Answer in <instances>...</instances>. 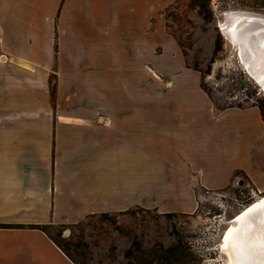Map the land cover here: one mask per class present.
<instances>
[{"label":"crops","instance_id":"obj_1","mask_svg":"<svg viewBox=\"0 0 264 264\" xmlns=\"http://www.w3.org/2000/svg\"><path fill=\"white\" fill-rule=\"evenodd\" d=\"M138 1L0 0V264H76L40 226L181 208L194 173L219 189L255 167L259 108L216 113ZM147 73L169 81L170 104L140 101Z\"/></svg>","mask_w":264,"mask_h":264},{"label":"rangeland","instance_id":"obj_2","mask_svg":"<svg viewBox=\"0 0 264 264\" xmlns=\"http://www.w3.org/2000/svg\"><path fill=\"white\" fill-rule=\"evenodd\" d=\"M166 1L169 0L135 2L145 11L147 33H150L153 21L157 29L161 23L163 27L166 26L178 43L187 69L199 75L202 90L211 100L216 113L227 108L257 107L264 122V92L259 83L244 70L240 56L219 27V14L225 10L243 8L264 12V2L211 0L210 8L202 13L190 0ZM149 35L152 37L151 44L156 47L155 52L160 54L163 48L158 42L161 40L158 36L155 38L154 34ZM55 78L51 74L49 82L53 105L57 92ZM168 83L161 79L153 80L147 73L144 100L140 101L145 105L170 104L172 86ZM132 100L128 104H138L137 100L135 103ZM124 104H127V100ZM0 117L3 118L1 111ZM254 166L251 171H236L219 189L203 186L199 173H194L191 177V193L184 198L183 203L180 202L183 205L181 208L159 210L138 207L121 212L99 213L74 225H48L47 232L66 244L82 264L127 263L125 252L132 247L134 240H139L145 250H151L159 244L169 247L182 240V248L187 256L180 261L181 264H225L219 251L224 233L232 227L234 217L245 210V206L248 207L264 195V138L258 144V160ZM215 178L220 181L224 177ZM167 199L170 202L177 198L169 196ZM81 242L86 243L87 247L77 248L74 245ZM85 250V256L79 254ZM157 253L162 254L161 251ZM137 255L145 257L147 254Z\"/></svg>","mask_w":264,"mask_h":264},{"label":"bare ground","instance_id":"obj_3","mask_svg":"<svg viewBox=\"0 0 264 264\" xmlns=\"http://www.w3.org/2000/svg\"><path fill=\"white\" fill-rule=\"evenodd\" d=\"M231 10H248V11H254V12H259V13H263L264 14V12H262V11H256V10H251V9H243V8L242 9H228V10H225V11L227 12V11H231ZM237 12L240 13L241 11H237ZM221 14H219V23L221 24L220 26H222V25L225 26L226 23H230L231 18L236 15L235 12H231V13H228V14H225V15H221ZM245 26L252 27V28L253 27L254 28L255 27H259L260 29H264V25H261L260 23L249 22ZM225 30L226 29H222V32L224 33V35L226 36V38H228V36H227L228 33ZM229 32L232 35H235V33L233 31H230L229 30ZM242 39H243V37H240L239 38V41H241L242 44L244 45V52H245V49H246L247 46L243 42ZM236 40L238 41V38H236ZM255 41L258 42L257 39ZM260 43H261V41H260ZM232 44L234 46V43H232ZM261 45H262V43L260 44V46ZM235 49L239 52L238 55L240 56V58H241V60H242V62L244 64V66L246 67V69L252 75H254V77L256 78V80L259 82L260 89H262V88L264 89L263 84H260V81L264 78V61H262L263 59H261L259 61V58H257L256 59V63L258 65H256V66L253 67L252 66V63L249 62V61H246V59H244V56H242V54L244 53L242 51V49H243L242 46L241 47H235ZM262 51H261V53H262ZM253 54L255 55L254 51H253ZM263 54H264V52H263ZM262 57L264 58V56H262ZM250 67L252 69H250ZM263 89H262V91H263ZM263 196H261V197H263ZM258 199H261V198L259 197ZM245 207L247 208V206H245ZM241 217L238 220L239 222L238 221H233V223L231 224L232 225L231 232H241V233H244V234H242L240 236V243L243 244V245H245L246 247L251 248L252 245H256V248L252 249L250 251V253H249V259L251 261V264H264V257L261 256V254H260V252L258 250L259 242L261 241V239H264V214H261L260 212L254 213L252 217H249L248 218L247 223H245L243 220H241ZM241 223H244V224L241 225ZM241 230H243V231H241ZM222 243L223 244L219 247V251L221 250L220 253H221V256L223 257V259L225 261V264H229L230 263V260H235L237 258V256H238V254L237 253H234V252H231V251L229 253L225 254V252L222 251V249L224 247V240H223Z\"/></svg>","mask_w":264,"mask_h":264},{"label":"water","instance_id":"obj_4","mask_svg":"<svg viewBox=\"0 0 264 264\" xmlns=\"http://www.w3.org/2000/svg\"><path fill=\"white\" fill-rule=\"evenodd\" d=\"M237 11H241V12L238 13ZM231 12H235L236 15L234 17H232L230 23H226L225 26H223V25L220 26L221 24L219 23L220 30L226 29L225 31H227V33H228L227 34L228 38H226V39L230 43H234L233 50L237 54L239 52L235 49V47H241L242 46V48H243L242 51L244 52V45L242 44L241 41H239V38L243 37L242 40L246 44L247 47L245 49V52L242 54V56H244V59H246V61L251 62L252 66L254 67V66L258 65L256 63V59L257 58H259V61L261 59H263L262 61H264V58L262 57V56H264V54H263V52H264V29H260L259 27H255V28L254 27L253 28L252 27H247L245 25L248 24L249 22L260 23L261 25H264V14L263 13H259V12H254V11H248V10H231V11H227V12L225 11L221 15H225V14H228V13H231ZM229 30L233 31L235 33V35H232L229 32ZM236 38H238V41L236 40ZM256 39L258 40V42L255 41ZM260 41L262 43L261 46H260V44H261ZM253 51H254L255 55L253 54ZM261 51H262V53H261ZM245 69H246V67H245ZM250 69H252V68L250 67ZM247 72L253 77V79L257 83H259L256 80V78L254 77V75H252L248 70H247ZM260 84H263V86H264V78L260 81ZM263 91H264V89H263ZM263 201H264V196L261 199H259L258 201H255L254 203H252L245 210L240 212L233 220L238 221L239 218L241 216H243L245 213L249 212L250 210H252L254 208H259V205ZM242 224H244V223H241V225ZM230 231H231V226L224 233V236H225L226 233H228ZM242 234H244V233H241V235ZM224 236H223V238H224Z\"/></svg>","mask_w":264,"mask_h":264},{"label":"trees","instance_id":"obj_5","mask_svg":"<svg viewBox=\"0 0 264 264\" xmlns=\"http://www.w3.org/2000/svg\"><path fill=\"white\" fill-rule=\"evenodd\" d=\"M193 5L198 6L202 13L210 8L211 0H190ZM264 2V0H262ZM57 46V44H56ZM260 109L263 110L262 105H260ZM60 227V226H59ZM43 230L47 232L48 225H42L40 226ZM55 239V238H54ZM55 241L59 244V246L65 251V253L76 263V264H82L70 251L69 248L66 246V244L61 243L60 240ZM182 240H179L177 244H174L169 247H164L163 245L159 244L157 247L151 249V250H145L142 243L139 240H134L132 243V247L126 250L125 257L128 259L127 263L123 264H153L154 262H159V264H174L175 262H178V264H181L180 261L187 256L184 251V247L182 244ZM68 243V242H66ZM74 245L77 248H80L81 246L87 247L86 243H74ZM155 251V253H154ZM158 251H161L162 254L157 253ZM137 253L140 254H147L145 257L138 256ZM150 253H154L153 256H148ZM80 255L85 256V251H80ZM152 255V254H151ZM137 260V262L135 261Z\"/></svg>","mask_w":264,"mask_h":264},{"label":"snow or ice","instance_id":"obj_6","mask_svg":"<svg viewBox=\"0 0 264 264\" xmlns=\"http://www.w3.org/2000/svg\"><path fill=\"white\" fill-rule=\"evenodd\" d=\"M256 212H260L261 214H264V202H261L259 208H254L249 212L245 213L241 217V220L247 223L248 218L251 217ZM240 236H241V232L230 231L226 233L223 238L224 247L222 251H224L225 254L229 253L230 251L238 254L235 260H230V264H251V261L249 259V253L252 249L256 248V245H252L251 248L246 247L245 245L240 243ZM258 250L261 256L264 257V239H261V241L259 242Z\"/></svg>","mask_w":264,"mask_h":264},{"label":"built area","instance_id":"obj_7","mask_svg":"<svg viewBox=\"0 0 264 264\" xmlns=\"http://www.w3.org/2000/svg\"><path fill=\"white\" fill-rule=\"evenodd\" d=\"M239 57V56H238ZM241 60V59H240ZM241 64L243 65V63L241 62ZM244 67V66H243ZM245 68V67H244ZM246 71V69H244ZM248 73V72H247ZM249 74V73H248ZM250 75V74H249ZM250 77L253 79V77L250 75ZM257 83V82H256ZM258 84V83H257ZM230 222V221H229Z\"/></svg>","mask_w":264,"mask_h":264}]
</instances>
